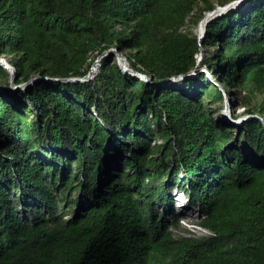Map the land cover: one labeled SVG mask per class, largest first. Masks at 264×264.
I'll return each instance as SVG.
<instances>
[{
    "label": "trees",
    "instance_id": "trees-1",
    "mask_svg": "<svg viewBox=\"0 0 264 264\" xmlns=\"http://www.w3.org/2000/svg\"><path fill=\"white\" fill-rule=\"evenodd\" d=\"M216 6L0 0V57L16 83L84 76L112 47L153 81L110 54L89 80L0 92V264H264V0L213 17L201 38L185 30ZM220 87L230 99L245 90L240 104L259 117L216 118ZM174 189L207 233L174 236Z\"/></svg>",
    "mask_w": 264,
    "mask_h": 264
},
{
    "label": "rangeland",
    "instance_id": "rangeland-1",
    "mask_svg": "<svg viewBox=\"0 0 264 264\" xmlns=\"http://www.w3.org/2000/svg\"><path fill=\"white\" fill-rule=\"evenodd\" d=\"M213 1L218 6L217 0H213ZM198 26H199L198 24L189 23L185 27V30H189V31H192L194 33L195 32L198 33ZM113 49H115V50L112 54L115 55L116 61H118V58H119L118 52H119V53H122L124 55L125 59H127V61L130 63V60L126 56V52H129V50L127 48L123 49V51H119L115 47ZM216 50H217V48L213 47V46L202 47L201 51L197 55L198 62L202 59L203 56H208L209 53L215 52ZM8 58H12V57L9 56ZM99 61H98V67L95 69V72H97L99 70V67H100ZM199 68H200V70H199L200 72L205 73L208 76V78H210L211 81H214V79L212 78V74L209 72V70L205 66H201ZM194 74H195V72H194ZM214 82L217 83L216 81H214ZM10 86L11 85H9V87L7 88V86H5L3 83L0 82V92L6 94V90L10 89V91L12 93H14L15 91L11 90ZM237 92L239 93V94H237V96H235L232 99L229 98V103H228L229 114L232 117V113L235 110L236 113L240 114V117L249 115L248 113H246V110L244 109L245 107L242 104H240V102H239L240 97L245 95L246 91L245 90H239V91L237 90ZM17 97L18 96L14 93L12 97L10 96V99L17 98ZM215 117L218 119H221L222 117L225 118V105L221 109L218 108V110L215 113ZM241 123L242 122H240L238 126H240ZM240 147L244 152H248L249 147L247 144L243 143L240 145ZM116 163H117V160L111 161L112 165L116 164ZM179 193L180 192H177V189H174L172 192V194L176 195V197L179 195ZM180 198H181V201H179V197H178V199L175 202V209L179 215V223L176 227L172 226V231H173L174 236L175 237H178V236L197 237V236H200V235L207 233V231L205 229H203L202 227H200L198 225V223L201 219V217H200L201 213H200L199 208L195 205H189L187 202L188 201L187 196L182 197V195H181ZM78 199H79L80 203H86V198L84 197V195L78 196ZM161 210H163V207H161ZM165 215H166L168 221L171 222L172 213H171L170 209H168L166 211ZM192 223H194L196 226L193 225Z\"/></svg>",
    "mask_w": 264,
    "mask_h": 264
},
{
    "label": "water",
    "instance_id": "water-1",
    "mask_svg": "<svg viewBox=\"0 0 264 264\" xmlns=\"http://www.w3.org/2000/svg\"><path fill=\"white\" fill-rule=\"evenodd\" d=\"M243 1H245V0H231L230 2H228V3L224 4V5H218L213 10L206 12L204 17L198 23V25H199V27H198L199 37L201 38L203 36V34L205 33L206 25H207V23L209 22L210 19H212L213 17H216V16H220L223 13H225L226 11H228V10L234 8V7L239 6ZM113 48L114 47L109 48V49L105 50L102 54H100L95 59L93 64L97 60L98 61L100 60L99 62H100V65H101V59L104 56H106V55L112 54L114 52V50H115ZM118 56H119V58H118L119 66H120L121 70L124 73H130L131 75L137 76V77H139V78H141L143 80H147V81H150V82L152 81V79H151V77L149 75L144 74V73L140 72L139 70L135 69L134 67L131 66V64H130V67H125L124 64L122 63V60L125 59V57H124V55L122 53L118 52ZM93 64H92V66H93ZM0 65L4 66L10 72V79H9L10 85H11L10 87H11V89H14V90H16V89L24 90L28 86L33 84L35 81L40 80V79H45V80H63V81H85V80H89V79L93 78L94 75L97 73V72H95V70H93V68L91 66L89 71H88V73L86 75H84V76H81V77H68V78H52L51 77L50 78V77H41L40 75H35V76H32L31 78H29L27 81H24V82H21V83H16L15 82V67L8 61V59L0 57ZM195 69L189 74H181V75L173 76V77L163 81L162 83L178 81V80H181V79H184V78H188V77L194 76L196 74ZM194 72H195V74H194ZM220 88L223 91L224 97H225V100H224V103H225V118L228 121H230V122H232V123H234L235 125L238 126L240 122L245 121L249 117H259L257 115H250V114L246 115V116L239 117V119H234L233 117H231V115L229 114V109H228L229 96H228L227 92L222 87H220Z\"/></svg>",
    "mask_w": 264,
    "mask_h": 264
},
{
    "label": "bare ground",
    "instance_id": "bare-ground-1",
    "mask_svg": "<svg viewBox=\"0 0 264 264\" xmlns=\"http://www.w3.org/2000/svg\"><path fill=\"white\" fill-rule=\"evenodd\" d=\"M199 27V26H198ZM122 63L125 67H130V63H128L127 59L122 60ZM98 67V62H95L92 66L93 70H95ZM181 201V200H179Z\"/></svg>",
    "mask_w": 264,
    "mask_h": 264
},
{
    "label": "built area",
    "instance_id": "built-area-1",
    "mask_svg": "<svg viewBox=\"0 0 264 264\" xmlns=\"http://www.w3.org/2000/svg\"><path fill=\"white\" fill-rule=\"evenodd\" d=\"M177 192H180L179 193V195L176 197V195H174V194H172L173 195V197H174V201L176 202V200L178 199V197H179V200H181V198H180V196L182 195V197H185V196H187V194L184 192V191H182V190H178L177 189ZM188 202V201H187ZM193 225H195L194 223H192ZM196 226V225H195Z\"/></svg>",
    "mask_w": 264,
    "mask_h": 264
}]
</instances>
